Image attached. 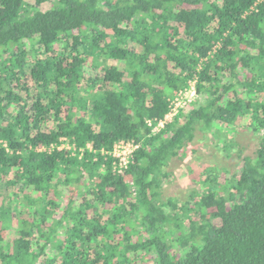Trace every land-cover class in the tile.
I'll return each mask as SVG.
<instances>
[{
	"label": "trees",
	"instance_id": "obj_1",
	"mask_svg": "<svg viewBox=\"0 0 264 264\" xmlns=\"http://www.w3.org/2000/svg\"><path fill=\"white\" fill-rule=\"evenodd\" d=\"M23 5L0 0V182L17 204L0 196V264H264V0ZM191 83L202 100L166 120ZM240 127L261 134L255 156L162 201L198 132L229 156Z\"/></svg>",
	"mask_w": 264,
	"mask_h": 264
},
{
	"label": "rangeland",
	"instance_id": "obj_2",
	"mask_svg": "<svg viewBox=\"0 0 264 264\" xmlns=\"http://www.w3.org/2000/svg\"><path fill=\"white\" fill-rule=\"evenodd\" d=\"M34 3V0H24L23 12H26L29 7ZM49 3L46 2L40 5L42 10H46L49 7ZM195 99L202 100L201 95L194 93L193 84L187 88L182 94L175 96L172 99V106H175L176 110L173 112H178L179 109L186 108L187 104ZM176 103V104H173ZM179 102V103H178ZM171 113L168 120L172 119L175 115ZM163 125L158 122L153 127V132L158 131ZM226 128H234L233 125H225ZM260 133L251 132L248 129L238 128L234 133V140L232 147L229 148L230 155L226 156L225 152L221 151L222 141L214 146L215 141L212 140L210 134H204L198 132L193 142H191L190 147L192 152L184 157H174L168 165V170L171 173L170 178L163 183L161 198L162 201L170 199V197H176L179 200H184L189 196V193L196 191L198 193L204 192L206 185L202 184L199 180L200 175L204 172V168L216 167V169H228L234 171L236 168V163L240 157L243 156H255L256 150L258 149ZM60 148L70 149L67 141L62 139ZM128 146L116 147L113 149L117 154L121 156H128L129 154ZM240 153V155H239ZM113 154V152H112ZM121 160L119 159V162ZM6 188L5 183L0 182V196L3 198L4 208L13 209L17 206L15 200L10 195ZM17 225V223H15ZM174 247H177L176 243H173ZM184 250H180L182 254Z\"/></svg>",
	"mask_w": 264,
	"mask_h": 264
},
{
	"label": "built area",
	"instance_id": "obj_3",
	"mask_svg": "<svg viewBox=\"0 0 264 264\" xmlns=\"http://www.w3.org/2000/svg\"><path fill=\"white\" fill-rule=\"evenodd\" d=\"M193 89H194V87H193ZM194 93H195V89H194ZM178 103H179V102H178ZM173 104H176V103L173 102ZM174 110H176V108H175V106H172V107H171V110H170V112H169V114L165 117L166 120H168V117L171 115V113H172ZM176 113H177V112H173L174 115H175ZM163 123H164V120L160 121V124L163 125ZM124 146H128L129 148H131V149L129 150V154H128V156H121V154H117V153L115 152V150L113 151V156H115V157H117L118 159L121 160V161L119 162L120 166H125V165H126L128 159H129V156H130L132 150L134 149L133 144H131V143H129V142H124V141H121V142L117 143V144L114 146V149H115L116 147H124Z\"/></svg>",
	"mask_w": 264,
	"mask_h": 264
}]
</instances>
